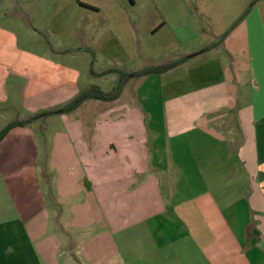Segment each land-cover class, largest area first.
<instances>
[{
  "label": "crops",
  "instance_id": "1",
  "mask_svg": "<svg viewBox=\"0 0 264 264\" xmlns=\"http://www.w3.org/2000/svg\"><path fill=\"white\" fill-rule=\"evenodd\" d=\"M246 7L218 20L224 39L199 43L167 72L175 96L166 137L135 96L124 100L130 81L93 119L66 116L92 99L61 114L69 153L38 151L29 124L7 134L0 264H264V11ZM212 11L195 8L198 35L215 30ZM52 35L23 43L0 25V112L56 111L95 86H80L77 68L57 60L71 52ZM221 47L228 60L215 55ZM0 119V131L28 120Z\"/></svg>",
  "mask_w": 264,
  "mask_h": 264
},
{
  "label": "rangeland",
  "instance_id": "2",
  "mask_svg": "<svg viewBox=\"0 0 264 264\" xmlns=\"http://www.w3.org/2000/svg\"><path fill=\"white\" fill-rule=\"evenodd\" d=\"M134 1L133 7L130 0H20V3L17 0H4L2 8L5 15H0V25L14 30L23 43L36 39L37 43H45L46 39H51L53 31L59 32L57 36L52 35V41L55 46L59 42V45L70 50L71 57L57 60L69 68H77L81 74L80 86L81 82L93 84L109 92L117 84L118 75L100 74L113 69L133 72L174 62L184 57L187 51H194L199 43H212L218 39L215 37L217 34L229 33L217 28L220 26L218 20L222 22L228 16L223 13L235 12L243 5H247L243 14L255 5L264 11V0H182L187 9L182 7L179 12L176 0ZM195 8L213 10L215 13L212 17L217 21L216 28L208 38L201 36L203 31L198 35L195 30L192 21L198 18ZM242 13L237 19L242 17ZM154 29L157 30L152 33ZM28 47L35 50L34 47ZM220 52L215 55L228 60L223 47ZM92 72L100 76L93 78ZM174 76L171 72L133 79L127 84L123 95L124 100L135 96L147 111L149 119L160 121L159 129L164 137L167 136L168 123L172 124L174 120ZM86 103L66 115L70 121L93 119L95 115L97 117L98 109H105L107 105L98 100ZM47 111L51 110H41L36 114L19 106L17 111L7 110L0 114L6 117L5 123L31 117L29 129L37 136L38 151L43 154L52 149L69 153L71 149L68 145L60 142V137L66 133L62 122L64 117L60 113L46 114ZM164 155L168 165L170 157L166 153ZM38 175L44 187L47 177L45 168L40 167Z\"/></svg>",
  "mask_w": 264,
  "mask_h": 264
},
{
  "label": "trees",
  "instance_id": "3",
  "mask_svg": "<svg viewBox=\"0 0 264 264\" xmlns=\"http://www.w3.org/2000/svg\"><path fill=\"white\" fill-rule=\"evenodd\" d=\"M227 34L223 35L221 39H224ZM218 43L213 44L212 46H209L205 48V50L211 49L216 47ZM190 59V56H184L174 62H170L167 64H163L160 66H150V67H145L142 68L141 70L138 71H133V72H125L119 69H113L110 70L109 72H105L101 75H105L108 73H115L118 75V81L117 84L112 88L111 91L109 92H104L102 91L99 87L97 86H92L88 88L87 90L82 91L74 100L63 106L61 109L56 110V111H51L47 112L46 114H55V113H69L72 112L76 109H78L85 101L92 99V100H98V101H103V102H112L117 100L126 84L133 80V79H141L149 75H159V74H164L166 72H169L173 70L174 68L184 64ZM31 119L28 120H23V121H15L13 123L8 124L5 126L1 131H0V143L4 140V138L7 136V134L15 128L18 127H25L31 122Z\"/></svg>",
  "mask_w": 264,
  "mask_h": 264
}]
</instances>
